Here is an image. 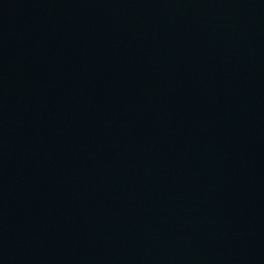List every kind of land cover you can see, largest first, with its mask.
Here are the masks:
<instances>
[{
    "label": "water",
    "instance_id": "water-1",
    "mask_svg": "<svg viewBox=\"0 0 264 264\" xmlns=\"http://www.w3.org/2000/svg\"><path fill=\"white\" fill-rule=\"evenodd\" d=\"M0 264H264V0H0Z\"/></svg>",
    "mask_w": 264,
    "mask_h": 264
}]
</instances>
